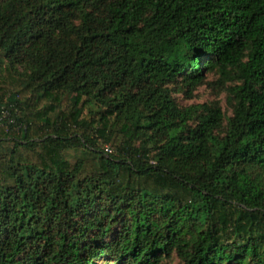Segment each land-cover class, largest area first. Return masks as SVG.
I'll return each instance as SVG.
<instances>
[{"label": "trees", "instance_id": "1", "mask_svg": "<svg viewBox=\"0 0 264 264\" xmlns=\"http://www.w3.org/2000/svg\"><path fill=\"white\" fill-rule=\"evenodd\" d=\"M2 115L0 264H264V0H0Z\"/></svg>", "mask_w": 264, "mask_h": 264}, {"label": "rangeland", "instance_id": "2", "mask_svg": "<svg viewBox=\"0 0 264 264\" xmlns=\"http://www.w3.org/2000/svg\"><path fill=\"white\" fill-rule=\"evenodd\" d=\"M217 77H209L208 85L202 86L198 88L193 97L189 100L186 99L184 94L176 95L177 102L182 107H187L190 105H197V104H209V105H219L222 111L225 113L226 116H230L231 110L227 105V95H228V88L233 85L232 83H227L226 85H220L216 82ZM108 146L105 145L104 148ZM72 155L70 153L68 157ZM74 155L79 156V153H75ZM73 160V158H71ZM161 264H180L177 259H172L171 261H163Z\"/></svg>", "mask_w": 264, "mask_h": 264}, {"label": "built area", "instance_id": "3", "mask_svg": "<svg viewBox=\"0 0 264 264\" xmlns=\"http://www.w3.org/2000/svg\"><path fill=\"white\" fill-rule=\"evenodd\" d=\"M3 119L7 120L8 118L6 115H2V118L0 120H3ZM9 122H12V121H9ZM105 151L110 152V150L108 148H105Z\"/></svg>", "mask_w": 264, "mask_h": 264}]
</instances>
